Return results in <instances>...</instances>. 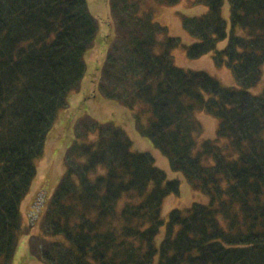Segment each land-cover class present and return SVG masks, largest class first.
<instances>
[{
	"label": "trees",
	"instance_id": "trees-1",
	"mask_svg": "<svg viewBox=\"0 0 264 264\" xmlns=\"http://www.w3.org/2000/svg\"><path fill=\"white\" fill-rule=\"evenodd\" d=\"M197 2L209 9L183 16L197 39L185 45L155 20L153 3L108 0L115 34L106 35L96 86L134 110L138 133L210 202L173 209L165 223L164 199L179 193L180 181L168 179L151 152L133 150L121 125L86 115L43 220L46 234L64 240L32 237L33 257L49 264H264V91H249L264 74V0H229L230 32L224 0ZM100 25L88 0H0V264L14 262L35 161L88 73L85 55ZM182 44L191 58L213 52L239 87L178 66L172 51ZM199 111L219 122L216 138L197 148Z\"/></svg>",
	"mask_w": 264,
	"mask_h": 264
},
{
	"label": "rangeland",
	"instance_id": "rangeland-1",
	"mask_svg": "<svg viewBox=\"0 0 264 264\" xmlns=\"http://www.w3.org/2000/svg\"><path fill=\"white\" fill-rule=\"evenodd\" d=\"M142 3L150 5L152 0H141ZM155 20L167 26L168 34L180 38L185 45L195 42L197 39L186 32L182 24L183 16H199L208 11V6L197 0H180L179 3L171 6L156 5ZM91 12L101 23L96 43L86 55L88 73L82 80L78 89L69 94L68 105L58 111L57 118L49 130L44 151L41 157L36 159L37 173L32 184L20 205L22 226L18 233V245L13 264H49L31 255V238L34 236L64 240L63 235L51 236L46 234L43 220L47 212L52 194L56 190L60 180L66 171V154L68 148L76 139V123L86 115L100 121H114L121 125L127 135L132 139V148L135 151H148L156 159V165L165 170L168 179L180 181L179 193L169 194L163 202L162 217L167 222L169 213L173 209L187 210L195 202L208 204L210 197L206 193L196 191L182 172L173 170L170 167L169 159L153 142L146 136L138 133L135 125L134 110L123 106L119 102L102 96L98 90L102 70V63L106 58L105 49L113 33V20L108 0H88ZM222 16L226 20L228 32L231 31L230 2L224 0ZM110 28V30L108 29ZM108 35V40L106 35ZM161 38V37H160ZM228 38L218 43V49L224 48ZM176 47L172 53L178 66L191 70H202L217 78L224 86L239 87L232 69L226 65H217L213 52L198 58L188 56L184 45ZM253 94H260L264 91V74L261 81L249 89ZM197 118L203 125L201 133L196 135L197 148L204 140L214 139L217 136L218 118L205 112H197ZM147 123V118L144 117ZM92 135L90 138H93ZM223 140H221V144ZM208 162H213L210 159ZM165 225L161 227L156 238L159 245L165 235Z\"/></svg>",
	"mask_w": 264,
	"mask_h": 264
}]
</instances>
